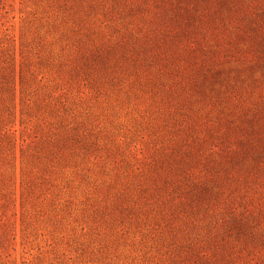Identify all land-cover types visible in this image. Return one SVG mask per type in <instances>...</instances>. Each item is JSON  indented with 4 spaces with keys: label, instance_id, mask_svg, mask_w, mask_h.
<instances>
[{
    "label": "rangeland",
    "instance_id": "obj_1",
    "mask_svg": "<svg viewBox=\"0 0 264 264\" xmlns=\"http://www.w3.org/2000/svg\"><path fill=\"white\" fill-rule=\"evenodd\" d=\"M0 83V264H264V0H0Z\"/></svg>",
    "mask_w": 264,
    "mask_h": 264
},
{
    "label": "trees",
    "instance_id": "obj_2",
    "mask_svg": "<svg viewBox=\"0 0 264 264\" xmlns=\"http://www.w3.org/2000/svg\"><path fill=\"white\" fill-rule=\"evenodd\" d=\"M5 81L6 82H5L4 88L10 90L11 88L8 86L9 79L7 78ZM8 108H9V104H6V109H8ZM5 124H6V119L3 118V117H0V131L3 130V132H1L2 133V136L4 138H9V136H10V133H9L10 128L8 126H6Z\"/></svg>",
    "mask_w": 264,
    "mask_h": 264
}]
</instances>
